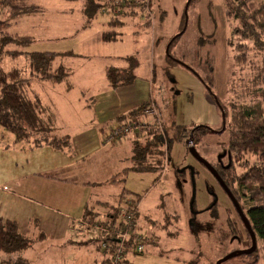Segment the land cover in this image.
<instances>
[{"label":"rangeland","instance_id":"1","mask_svg":"<svg viewBox=\"0 0 264 264\" xmlns=\"http://www.w3.org/2000/svg\"><path fill=\"white\" fill-rule=\"evenodd\" d=\"M35 1L47 5L51 2ZM97 1L103 5L93 20L95 26L86 31L88 33H79L78 36L71 33V29L79 24L77 14L53 17L50 11H46V16L41 13L20 15L14 19L15 22L8 31L32 36L33 40L28 45L23 47L15 45L18 49L57 52L54 64H61L68 71L72 69L77 74L79 70H76V65L84 63L88 67L93 63L94 65L90 67H93L91 73L95 78L93 80L82 78L83 80L79 81L84 88H90L94 95L102 94L100 83H105L104 79L99 80L96 74L99 63H103L105 67L110 65L122 67L124 63L118 56L135 55L138 58L134 72L136 78L131 84L117 87V93L111 99L121 101L125 113L142 103L144 107L134 117L127 115L124 119L108 120L106 126L112 130L124 121L129 123L130 134L136 135L137 131L140 133L138 141L140 145L151 139L153 133H159L163 156L160 157L159 164H156L155 158L149 157L148 160L151 159L153 166L149 169L131 168L132 157L127 158L122 164L124 169L117 178L121 185L119 189L122 187L121 203L127 199L137 201L136 230L155 235L154 242L144 243L145 249L141 253L128 250L124 258L130 264H214L217 258L237 246L235 242L228 243L227 240L218 242L217 232L226 229L222 228L225 227L223 208H230L229 199L208 169L187 152L184 141L186 138L181 141L173 140L169 149L166 147V140L172 133V121L177 125L204 124L220 132H206L203 137H199L195 145L197 152L210 164L214 165L216 160L225 162L229 137L228 124L233 110L262 100V93L258 87L264 85L257 75L258 69L264 67V54L250 49L249 42H240V38L232 36L231 30L235 19L227 15V0ZM64 2L62 0L60 5ZM35 5L41 8V5ZM21 18L24 21L19 22ZM111 18H114L116 23H112L114 26L107 25L106 28L105 24ZM100 26L102 28L105 26V30H114L115 39L109 42L102 41V44L98 45L92 40L84 41L85 36L93 38L94 34L101 30ZM81 38L85 42L83 45H80ZM238 42L247 44V57L244 63L234 61ZM15 46L8 45L9 48H16ZM99 48L111 57L98 56L96 51ZM78 52H84L86 56L92 53L95 57L80 58ZM27 62L23 54L13 59L4 55L0 57V63L5 69L9 66L18 67L23 76H28L32 80L34 77H30ZM85 71L88 72V68ZM198 76L204 77L210 85L212 95L208 93L206 85ZM79 86L81 87L78 83L77 90ZM95 88L97 90H94ZM39 91L41 92V89ZM45 92L44 102L48 106L53 105L48 101V97L51 99L54 91ZM213 96L218 99L221 108L213 101ZM130 106L135 107L130 109ZM70 116L71 114L68 116L69 119ZM66 119L65 114L63 117L59 116L61 130L67 129ZM129 132L121 135L119 141L129 135ZM101 143L108 144L105 140ZM125 148H128L127 144ZM245 158L248 162L256 159L251 154L242 159ZM239 162L238 160L236 163L235 173L242 170ZM194 169L195 173L192 174ZM183 170L185 174L182 179L176 172ZM57 191L55 190L56 198L59 195ZM87 191V187L73 190L83 195H87ZM212 197L217 201V209L220 212L217 223L209 217L206 210L213 201ZM245 204L244 202L243 208L247 209ZM191 213L192 217L189 216ZM101 218L106 220L105 217ZM191 219L194 222L198 221L196 229H191L189 222ZM83 226V229L78 227L74 229L72 239L75 241L88 239L84 249H90L89 264H94L95 260H97L95 264H99L98 252L100 254L101 250L97 246V252L93 245L95 242L100 244V237L87 224ZM35 241L31 242L30 247L34 246ZM91 242L94 244H90ZM262 244L261 241L257 242V246ZM30 247L22 257L29 264H57L52 262L54 259L52 257L50 259L47 253H38L30 250ZM62 250L64 255L69 251ZM258 253V259L254 262L240 255L221 264H264V251L261 247ZM8 256V253L0 252V258L5 259ZM71 256L67 258L68 262ZM58 260L62 261L60 258Z\"/></svg>","mask_w":264,"mask_h":264},{"label":"crops","instance_id":"2","mask_svg":"<svg viewBox=\"0 0 264 264\" xmlns=\"http://www.w3.org/2000/svg\"><path fill=\"white\" fill-rule=\"evenodd\" d=\"M50 1L47 5V3L29 0L33 4L41 5L39 12L30 14L41 13L46 16V11H50L55 17V15L75 13L79 24L75 25L76 28L73 27V30L71 29L74 36L83 34L95 26V22L93 23L95 18L86 23L83 11L84 0H64L65 2L62 3L64 5H60L62 0ZM20 21L24 20L21 18ZM14 22L13 19L12 24ZM107 25L108 21L105 24L106 28ZM105 26L103 28L100 26L101 30L92 35L93 38L89 39L85 36L84 41L87 39L88 42L90 40L96 42V45L102 44L101 35ZM82 39H80V45L85 44ZM102 50L99 48L96 54L103 58L111 57ZM83 53L78 52L80 58L95 57V54L90 53L91 55L86 56ZM124 57L126 56H118L124 63L122 67L126 64ZM58 65L61 64L56 65L53 60V68ZM92 65L94 64H89L87 67L84 63H79L76 65V70H79L77 74L70 69L63 81L54 84L47 81L39 83L41 80L32 78L28 89L31 96L35 94L39 97L40 103L46 109V115L54 116L52 126L55 128L53 131L55 136H69L70 149H56L48 144L31 147L24 141L13 142V134L0 127V217L16 221L22 234L28 236L31 242L36 240L34 246H28L29 249L42 254L47 253L49 258L54 259L52 262L57 264H89L90 249H84L89 240L75 241L72 239V233L77 227L83 229L90 215L96 213V219L103 220L101 217H106L109 209L121 204L122 187L119 189L121 185L117 178L124 169L122 164L127 158L132 157L133 144L138 143L141 136L138 131L136 135L129 132V135L120 141L118 139L113 143H101L105 134L111 129H107L106 121L118 119L124 115L125 108H122L121 101L111 99L117 90L109 86L105 78V70L108 66H103V63H99V70L96 71L98 79H104L105 82L100 83L102 94L94 95L90 88H84L79 80L95 78V75L91 73ZM85 67L88 68V72L85 71L87 70ZM78 83L81 87L79 86L77 90ZM38 89H41L42 93ZM46 90L54 91L55 94L51 99L48 97V101H51L53 103L51 106L55 107L48 106L44 102L43 96ZM74 91L78 93L71 95ZM131 107L135 106H130V109ZM63 114L68 119H66V130H61L59 126V116L63 117ZM125 144L128 145L127 149ZM83 187H87V195L73 192L75 188ZM55 190L59 193L57 198ZM150 235L152 243L155 235L153 233ZM97 246L98 242H95L93 248L96 250ZM62 249L69 251L64 255ZM27 250L28 248L16 253H8L9 256L5 258L24 257ZM100 252V254L98 252V260L99 264H102L104 254ZM69 255L72 256L68 262ZM0 260L5 259L0 258Z\"/></svg>","mask_w":264,"mask_h":264},{"label":"trees","instance_id":"3","mask_svg":"<svg viewBox=\"0 0 264 264\" xmlns=\"http://www.w3.org/2000/svg\"><path fill=\"white\" fill-rule=\"evenodd\" d=\"M102 5L97 0H85L83 11L86 23L95 18ZM226 5L227 15L235 19L233 29L231 30L232 36L240 38V42H249L251 44L249 46L250 49L258 50V52L264 54V0H227ZM40 9L35 4L26 2V0H0V55L9 56L13 59L23 54L28 61L27 69L30 70L31 78L34 77L38 80L54 84L63 81L69 73L68 69L62 65L52 68L54 57L58 54L54 51H27L21 48L18 49L17 47L19 46L28 45L33 40L32 36L8 31L13 19L19 15L39 12ZM113 19L108 20V25L114 26L112 23L115 24L116 21ZM101 39L103 41L114 40V30H104ZM240 42H238L235 49L234 61L244 63L246 62L248 49L247 44L244 45ZM11 44L17 47L9 48L8 45ZM124 60L126 65L122 68L110 65L105 70V78L112 88L131 84L136 78L134 69L137 67L138 58L132 55L124 57ZM258 71L257 78L264 85V67L261 66ZM198 78L206 85L208 93L212 95L209 88L210 85L207 84L204 77L198 76ZM31 82L28 76L22 75L18 67L9 66L5 69L0 63V127L13 134V142L24 141L31 147L48 144L56 149H70L69 136H55L53 133L55 129L52 126L54 116L51 114L46 115V109L40 103L39 97L35 94L31 96L28 93ZM258 88L262 93V100L251 105L248 104V106L238 107L233 110L230 116L228 124V149L232 154V158L230 159L229 167L223 169L218 165L214 166L212 164L226 186L230 188L234 197L237 198L240 206L243 208L244 202L246 203L247 219H249L251 229L255 233L256 241L263 243L262 246H257L253 252V255L257 256H259L258 251L260 247L264 251V87L259 86ZM212 98L218 107H220L218 99H215L214 96ZM143 107L144 103L130 110L128 113H124L118 119H124L127 115L134 117L141 112L139 110ZM172 122V133L166 140L167 149H169L173 140L181 141V139H187L194 125V123L191 125H177L174 124V121ZM203 134L200 129H195L193 142L197 143L199 137ZM133 145V165L131 168L136 170L153 168L150 160L154 158L156 164L161 162L160 157L163 156V148L159 133H153L152 138L148 139L143 145L138 143H134ZM250 154L254 155L256 159L250 162H248L247 158L242 159L244 156ZM149 157L152 158L148 160ZM238 160L240 161L239 166L242 167V170L239 173H235L234 169ZM118 206L119 204L107 211L105 217L106 220L108 219L107 221L97 220L96 213L90 215L88 220L91 223H96L97 221L101 225H112L117 220ZM136 219L137 217L134 218V222H136ZM212 219L216 220L215 214H213ZM229 220L230 222L234 221L232 218ZM234 234L239 235L241 238L243 237V232L240 231L235 222L227 229L217 232V236L219 237L218 242L228 241ZM248 240L247 238L245 242L250 243ZM30 244V238L20 232L16 221L0 217V252L16 253L28 248ZM103 259L102 264H111L110 259ZM0 264L29 263L24 258L18 256L16 259L5 258V260H0ZM119 264L130 263L123 257Z\"/></svg>","mask_w":264,"mask_h":264},{"label":"built area","instance_id":"4","mask_svg":"<svg viewBox=\"0 0 264 264\" xmlns=\"http://www.w3.org/2000/svg\"><path fill=\"white\" fill-rule=\"evenodd\" d=\"M130 129L129 123L124 121L123 124L114 127L112 130L110 129L105 134L104 140L106 143H113L121 135L129 132ZM137 204V201L131 199H127L119 204L117 220L112 225H101L97 221L96 223H86L100 237L98 247L103 252L104 258L110 259L111 264H119L128 250L141 253L145 249V241H152L150 234L136 230L134 218L137 217Z\"/></svg>","mask_w":264,"mask_h":264},{"label":"flooded vegetation","instance_id":"5","mask_svg":"<svg viewBox=\"0 0 264 264\" xmlns=\"http://www.w3.org/2000/svg\"><path fill=\"white\" fill-rule=\"evenodd\" d=\"M224 116H225V114H224ZM225 127H226V125H225ZM225 127L224 128H222V130H224L225 129ZM192 128L193 129H191L192 130V132L190 133V134H192V142H193V133H194V130L195 129H200V131L202 132V133H206V132H213V133H215V132H220L219 130H212L210 127H208V126H206V125H199V124H194L193 126H192ZM195 128V129H194ZM198 132V131H197ZM190 134H188V138H189V135ZM204 134L202 135V137L204 136ZM195 145L198 143H195V142H193ZM194 145V146H195ZM186 149H187V152H188V145H187V147H186ZM225 152H226V154H225V157L227 158V160L225 161V162H223V160H216V162L214 163V166H216V165H218V166H220V167H222L223 169H227L229 166V162H230V159L232 158L231 156H232V154H231V152L229 151V149H228V145H227V150H225ZM189 153V152H188ZM189 173H190V171H189ZM195 173V169H194V171H193V174ZM176 174H177V176L178 177H180V178H182L183 179V176H184V174H185V170H183L182 172H176ZM215 179V178H214ZM223 180V179H222ZM215 181H216V179H215ZM216 182H218V181H216ZM219 184V183H218ZM226 185V184H225ZM220 186V185H219ZM221 189H222V191L224 192V194H225V196L229 199V202H230V208H223V212H224V214H225V218L223 219L224 220V224H225V227H223V228H228L233 222H235V223H237V225H238V227H239V229H240V231H242L243 232V237L241 238L239 235H237V234H234L233 235V237H231V239H229L227 242L228 243H231V242H235L236 243V245L237 246H235V247H233V248H231V250L229 251V252H231V251H234V250H243V249H247V248H249V247H251V245H252V242H251V239H250V235H249V233H248V231L245 229V227H244V224H243V222H242V219L240 220V217H239V215H238V212H237V210H236V208L234 207V205H233V203H232V200H231V198L230 197H228L227 195H226V193H225V191H224V189L222 188V186H221ZM230 189V188H229ZM231 191V190H230ZM233 195V194H232ZM234 196V195H233ZM213 198V197H212ZM236 198V197H235ZM237 199V198H236ZM238 201V200H237ZM239 203V202H238ZM193 205H194V202H193ZM239 206H240V204H239ZM240 208H242V206H240ZM243 209V211H244V213H245V215H246V217H248V215H247V211H246V209L245 208H242ZM206 210H208V212H209V217L212 219V216H213V214H215V219H216V223H217V221H219V216H220V212H219V209H217V201H215L214 200V198H213V201H212V203H210L208 206H207V209ZM214 212V213H213ZM189 216H193L192 215V213H191V215H189ZM230 218H232L234 221L233 222H230ZM189 222L191 223L190 225H191V229H196V227L199 225L198 224V221H196V222H194V220L193 219H191V220H189ZM208 224H209V222L206 224V226H208ZM210 226V225H209ZM243 227V228H242ZM247 232V235H246V232L244 231V230ZM255 234V233H254ZM247 238L249 239L248 241L250 242V243H248V242H245L246 240H247ZM243 241V242H242ZM245 242V243H244ZM255 242H256V247H257V241H256V236H255ZM256 247L254 248V250L256 249ZM254 250L252 251V252H250V253H243V254H241V256H246L247 257V259H248V261H250V262H254L255 260H257L258 259V256L257 255H253V252H254ZM229 252H225L222 256H224V255H226L227 253H229ZM222 256H220V257H222ZM237 256H240V255H237ZM218 259H220V258H217L216 260H218ZM215 260V261H216ZM222 263V262H221Z\"/></svg>","mask_w":264,"mask_h":264},{"label":"water","instance_id":"6","mask_svg":"<svg viewBox=\"0 0 264 264\" xmlns=\"http://www.w3.org/2000/svg\"><path fill=\"white\" fill-rule=\"evenodd\" d=\"M181 33H182V31L179 34H181ZM185 143L188 145L189 154H191L196 160H198L202 165H204L208 169V171L211 173V175H213L214 178L216 179V181H218L219 185L222 186V188L224 189L226 195L231 198L232 203H233L234 207L236 208V210L238 212L240 220L242 219L244 227L248 231V233L250 235L251 242H252L251 247H249L247 249H243V250L231 251V252L227 253L226 255L220 257V259L216 260L214 264H221V262H223L225 260H228V259H231L234 256L241 255L243 253L252 252L254 250V248L256 247L255 234H254V231L251 229V226H250V223H249V219H247L243 209L240 208L237 199L232 195V192L230 191L228 186L225 185V183L222 180L221 176L218 175V173L216 172L214 166L212 164H210L209 161L204 159L200 155V153L197 152V150H196V148L194 146V143L192 142V134H190L189 138H187L185 140ZM189 168H191V167H189ZM179 172H182V171H179ZM192 174H193V171H192Z\"/></svg>","mask_w":264,"mask_h":264}]
</instances>
